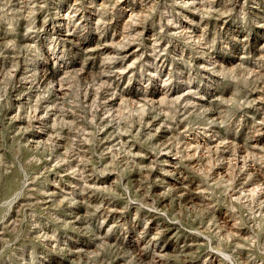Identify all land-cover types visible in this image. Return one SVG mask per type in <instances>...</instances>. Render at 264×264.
Returning <instances> with one entry per match:
<instances>
[{
    "label": "rangeland",
    "instance_id": "1",
    "mask_svg": "<svg viewBox=\"0 0 264 264\" xmlns=\"http://www.w3.org/2000/svg\"><path fill=\"white\" fill-rule=\"evenodd\" d=\"M0 264H264V0H0Z\"/></svg>",
    "mask_w": 264,
    "mask_h": 264
},
{
    "label": "bare ground",
    "instance_id": "2",
    "mask_svg": "<svg viewBox=\"0 0 264 264\" xmlns=\"http://www.w3.org/2000/svg\"><path fill=\"white\" fill-rule=\"evenodd\" d=\"M58 34V33H57ZM67 71V70H66ZM82 71V70H81ZM54 72V71H53ZM58 74V73H57ZM60 77H61V75H60ZM53 80V79H52ZM64 80V79H63ZM53 84V83H52ZM66 86V85H65ZM56 88V87H55ZM60 88V87H59ZM67 88V87H66ZM57 89V88H56ZM55 89V90H56ZM59 91V90H58ZM65 91V90H64ZM59 92H61V91H59ZM58 93V92H57ZM62 94V93H61ZM64 94V93H63ZM58 96V95H57ZM64 96V95H63ZM63 98V97H62ZM47 132V131H46ZM41 133V132H40ZM45 133V132H44ZM36 134V133H35ZM52 135V134H51ZM49 136V135H48ZM54 136V135H53ZM38 138H40V137H38ZM42 139H43V137H42ZM41 140V139H40ZM37 141V140H36ZM34 142V141H33ZM79 214V213H78ZM81 247V246H80ZM86 250V249H85ZM69 256V255H68Z\"/></svg>",
    "mask_w": 264,
    "mask_h": 264
}]
</instances>
